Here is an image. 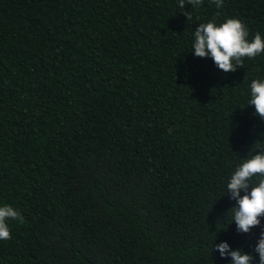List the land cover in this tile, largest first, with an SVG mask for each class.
I'll return each mask as SVG.
<instances>
[{
	"label": "trees",
	"instance_id": "obj_1",
	"mask_svg": "<svg viewBox=\"0 0 264 264\" xmlns=\"http://www.w3.org/2000/svg\"><path fill=\"white\" fill-rule=\"evenodd\" d=\"M226 18L264 39V0H0V206L23 217L0 264H230L221 241L259 264L264 216L237 232L227 183L264 148V53L192 52Z\"/></svg>",
	"mask_w": 264,
	"mask_h": 264
},
{
	"label": "clouds",
	"instance_id": "obj_2",
	"mask_svg": "<svg viewBox=\"0 0 264 264\" xmlns=\"http://www.w3.org/2000/svg\"><path fill=\"white\" fill-rule=\"evenodd\" d=\"M202 2L203 0H188L193 7ZM211 2L217 8H221L223 4V0ZM184 6L185 0H179V7L183 9ZM184 15L187 20L191 19L188 12ZM193 36V54L201 58L210 56L218 69L225 73L234 72L238 65L243 66V58H255L264 53V39L261 34L257 32L249 39L248 28L236 18H226L220 23L215 19L200 23ZM250 95L249 104L254 106L255 113L264 120V79L251 81ZM227 193H230V199L236 201L229 210L237 232L248 233L253 227L259 226L260 217L264 216V148L241 159L227 183ZM8 220L22 221L23 217L12 206L4 204L0 206V240L7 241L12 238ZM213 247L219 251L221 257L230 256V264H251L254 259L251 253H245L241 248L231 249L226 241L213 244ZM252 251L258 254L259 264H264V229L261 230Z\"/></svg>",
	"mask_w": 264,
	"mask_h": 264
}]
</instances>
